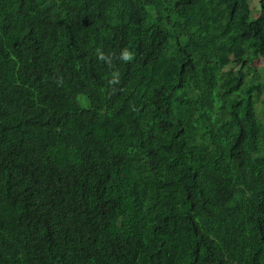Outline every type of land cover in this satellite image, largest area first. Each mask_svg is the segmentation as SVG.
Returning a JSON list of instances; mask_svg holds the SVG:
<instances>
[{
    "label": "trees",
    "instance_id": "trees-1",
    "mask_svg": "<svg viewBox=\"0 0 264 264\" xmlns=\"http://www.w3.org/2000/svg\"><path fill=\"white\" fill-rule=\"evenodd\" d=\"M0 264H264V0H0Z\"/></svg>",
    "mask_w": 264,
    "mask_h": 264
},
{
    "label": "rangeland",
    "instance_id": "rangeland-1",
    "mask_svg": "<svg viewBox=\"0 0 264 264\" xmlns=\"http://www.w3.org/2000/svg\"><path fill=\"white\" fill-rule=\"evenodd\" d=\"M250 6H251L252 10H257L258 0H250ZM253 14H254V11H253Z\"/></svg>",
    "mask_w": 264,
    "mask_h": 264
}]
</instances>
